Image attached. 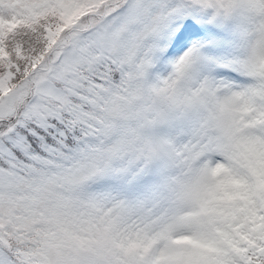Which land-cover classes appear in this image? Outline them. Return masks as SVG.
I'll use <instances>...</instances> for the list:
<instances>
[{
  "label": "snow or ice",
  "instance_id": "6c2138e0",
  "mask_svg": "<svg viewBox=\"0 0 264 264\" xmlns=\"http://www.w3.org/2000/svg\"><path fill=\"white\" fill-rule=\"evenodd\" d=\"M0 264H264V0H0Z\"/></svg>",
  "mask_w": 264,
  "mask_h": 264
}]
</instances>
